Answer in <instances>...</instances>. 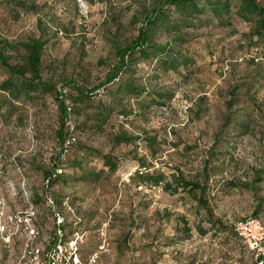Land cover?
<instances>
[{
    "label": "rangeland",
    "instance_id": "1",
    "mask_svg": "<svg viewBox=\"0 0 264 264\" xmlns=\"http://www.w3.org/2000/svg\"><path fill=\"white\" fill-rule=\"evenodd\" d=\"M160 3L0 0V40L15 45L5 52L8 61H20L19 42L41 39L40 78L49 85L18 99L0 91V197L8 213L32 204L37 245L52 232L43 192L47 189L58 206L67 197L74 213H64L65 235L76 228L83 232L80 258L94 253L95 264H253L231 222L254 215L253 210L264 220V173L254 181L264 167L261 42L253 22L235 15L233 0L225 24L213 19L183 31L182 49L194 60L189 72H162L143 61L136 65L135 80L161 96L151 94L147 102L156 101L149 106L129 99L123 105L136 113L122 117L116 81H105L115 48L128 44L151 7ZM154 36L156 42L166 39L159 32ZM7 77L0 66V81ZM99 82H105L99 95L88 98L79 92L78 87L91 90ZM65 99L73 103L69 113ZM103 102L113 103L108 115L100 108ZM68 134L75 144L61 160ZM120 134L139 138L116 142ZM145 135H155L151 147L140 139ZM101 154L117 162L113 172L102 166ZM73 157L81 168L70 167ZM139 165L167 180L180 175L203 183L204 191L196 196L205 203L179 189L170 193L161 185L137 183L132 174ZM53 167L69 176L44 188L45 172ZM100 168L97 179L85 173ZM74 216L78 221L72 226ZM21 239L9 244L0 239V264H9Z\"/></svg>",
    "mask_w": 264,
    "mask_h": 264
},
{
    "label": "trees",
    "instance_id": "2",
    "mask_svg": "<svg viewBox=\"0 0 264 264\" xmlns=\"http://www.w3.org/2000/svg\"><path fill=\"white\" fill-rule=\"evenodd\" d=\"M232 2L233 0H161L160 5L151 7L148 15H145L142 19V24L137 27L134 38L125 46H117L115 48V61L111 65V73L105 79L106 82L116 81L113 83L117 96L116 103H120L117 111L122 117L136 113L131 106L125 108L123 105L129 99H133L136 105L141 106L144 104L149 106L156 101L150 98L151 102H147L146 99L151 94L161 96V93L148 91L137 79L135 80L133 72L135 71L136 65L140 61H143L151 65L154 70L158 69L162 72L172 71L174 73H180V68L189 72L194 65V60L182 49V45L186 40L183 31L187 28L207 26L212 23L213 19L219 25L225 24ZM234 13L244 21L253 22L254 33L257 39L260 40L261 50L264 52V5L258 4L256 0H236ZM158 32L166 36L164 41H155L154 35ZM18 46L22 50L20 61L10 63L5 52L14 50L15 45L6 40H0V66L9 74V77L0 81V91L5 92L8 96L15 99H18L21 95L28 96L37 89L49 87L40 78V53L43 41L39 38H34L19 42ZM13 77L17 81H14L12 79ZM104 84L105 82H99L91 90L83 89L82 87L78 88L80 90L79 92L81 94L84 93L85 97L93 98L99 95L97 89ZM233 97V95L229 96L228 104H231L232 99H234ZM55 98L57 99L58 97L55 96ZM69 104L70 110L72 111L73 103L70 102ZM112 104V102H103L100 104V108L104 109L102 110L103 115L111 113ZM58 106L59 110L63 111L60 101ZM61 135V131L57 130L59 140L62 138ZM137 138L139 137L120 134L116 135V142L129 143ZM140 139L145 141L150 147L156 141L155 135H145ZM74 144L75 141L68 145L64 154H59L61 160L66 159ZM99 158L101 159L102 166L106 167L107 172H113L116 169L117 162L108 154H101ZM69 165L72 168H81V161L73 157L69 161ZM102 171L100 168L94 173L86 171L85 173L86 175L90 173L94 176L93 178L97 179V176ZM45 173L44 177L48 179L47 186L56 179H63L65 181L66 177L69 176L68 174H61L60 172L57 173L54 167L50 172ZM263 173L264 167L260 168L255 174L254 181H259ZM132 176L139 184L161 185L164 191L170 193L179 189L186 192L192 199H195L197 203H205L203 199L196 196L197 193H202L205 189V185L198 181L186 180L180 175H172L167 180L163 176V173L157 170H147V167H144V165H139ZM78 179L82 180L84 177L79 176ZM260 209L262 210V208ZM252 213L254 214L253 216H258L255 215L257 213L256 210H253ZM201 233H204V231L201 230Z\"/></svg>",
    "mask_w": 264,
    "mask_h": 264
},
{
    "label": "built area",
    "instance_id": "3",
    "mask_svg": "<svg viewBox=\"0 0 264 264\" xmlns=\"http://www.w3.org/2000/svg\"><path fill=\"white\" fill-rule=\"evenodd\" d=\"M64 103L65 109L69 113V101L65 99ZM164 108L165 106H161L162 110ZM73 141L74 138L68 134L60 154H64L68 145ZM55 170L60 172L59 169ZM47 184L48 179L45 178L43 180L44 188H47ZM23 194L26 199L30 196L26 191ZM42 200L51 215L52 232L50 236L42 237L37 245L34 243L37 230L32 224V219L35 217L32 204L28 203L22 210L8 213L5 209V200L0 197L1 241L9 244L12 238L19 236L23 241L21 248L9 264H95L96 255L94 253L83 260L80 258L79 243L82 240L83 232L76 228L68 237L64 234V213L69 215L74 213V208L68 198H63L58 206L46 189L42 194ZM77 221L75 216L70 219L73 226ZM231 228L251 255L253 264H264V220L260 216L247 215L232 221Z\"/></svg>",
    "mask_w": 264,
    "mask_h": 264
}]
</instances>
